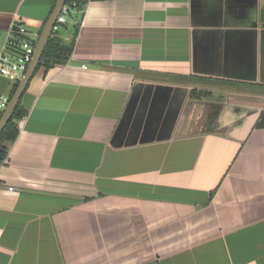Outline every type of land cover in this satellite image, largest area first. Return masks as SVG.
Listing matches in <instances>:
<instances>
[{
  "label": "crops",
  "instance_id": "obj_1",
  "mask_svg": "<svg viewBox=\"0 0 264 264\" xmlns=\"http://www.w3.org/2000/svg\"><path fill=\"white\" fill-rule=\"evenodd\" d=\"M55 2L0 0V50ZM263 8L87 0L68 62L22 96L0 264H264Z\"/></svg>",
  "mask_w": 264,
  "mask_h": 264
},
{
  "label": "trees",
  "instance_id": "obj_2",
  "mask_svg": "<svg viewBox=\"0 0 264 264\" xmlns=\"http://www.w3.org/2000/svg\"><path fill=\"white\" fill-rule=\"evenodd\" d=\"M66 3L71 4L75 2L74 10L77 11V23L73 26V36L70 40L66 41L60 35L59 30H54L51 32L47 43L42 51L40 59L38 61L35 73L43 68L45 71L57 65H65L74 50L75 38L79 30V21L83 14L84 7L87 3V0H65ZM260 19L264 26V8L261 11ZM64 24V23H63ZM41 30L39 31V33ZM21 38H24L23 35H20ZM33 75V76H34ZM18 82L13 83L10 90V97L13 94ZM29 84V83H28ZM28 85L23 92L22 96L26 92ZM22 96L5 127L3 128L0 134V163L3 162L7 156L10 149V145L17 139L19 134V121L23 119L27 114L28 110L22 105ZM258 127H264V107L260 113L259 119L256 124Z\"/></svg>",
  "mask_w": 264,
  "mask_h": 264
},
{
  "label": "built area",
  "instance_id": "obj_3",
  "mask_svg": "<svg viewBox=\"0 0 264 264\" xmlns=\"http://www.w3.org/2000/svg\"><path fill=\"white\" fill-rule=\"evenodd\" d=\"M75 5V2H71V4L64 3L55 20L52 31L58 30L60 24L66 23L65 14L69 13L70 9ZM11 32L13 34L12 37L8 39L0 50V75L15 83L23 77L32 59L39 33L30 32L22 24L18 23L12 26ZM20 35H23L24 38H21ZM9 100L10 93H0V118ZM5 161L6 159L0 163V168Z\"/></svg>",
  "mask_w": 264,
  "mask_h": 264
},
{
  "label": "water",
  "instance_id": "obj_4",
  "mask_svg": "<svg viewBox=\"0 0 264 264\" xmlns=\"http://www.w3.org/2000/svg\"><path fill=\"white\" fill-rule=\"evenodd\" d=\"M64 3H65V0H56L54 8L50 16L46 20L41 32L39 33V36H38V39L36 41L35 48L33 51L32 59L29 62L28 67L23 77L18 81L17 86L13 94L10 97L8 105L0 118V134L3 128L5 127V125L7 124V122L10 120L23 92L25 91L29 81L34 75V72L36 70V67L40 59V56L42 54V51L47 43L49 36L51 35L55 20L57 16L59 15Z\"/></svg>",
  "mask_w": 264,
  "mask_h": 264
},
{
  "label": "rangeland",
  "instance_id": "obj_5",
  "mask_svg": "<svg viewBox=\"0 0 264 264\" xmlns=\"http://www.w3.org/2000/svg\"><path fill=\"white\" fill-rule=\"evenodd\" d=\"M73 11H75L74 7L70 9L69 13L65 14L66 23L59 25L58 30H59L60 34H65L66 32H72L73 31V24H72L73 17H74Z\"/></svg>",
  "mask_w": 264,
  "mask_h": 264
}]
</instances>
